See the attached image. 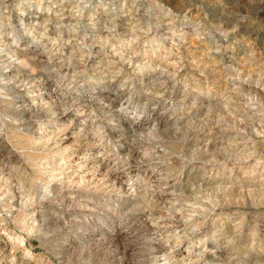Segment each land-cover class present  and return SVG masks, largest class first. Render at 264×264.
Here are the masks:
<instances>
[{
	"label": "rangeland",
	"instance_id": "374dc122",
	"mask_svg": "<svg viewBox=\"0 0 264 264\" xmlns=\"http://www.w3.org/2000/svg\"><path fill=\"white\" fill-rule=\"evenodd\" d=\"M0 264H264V0H0Z\"/></svg>",
	"mask_w": 264,
	"mask_h": 264
}]
</instances>
